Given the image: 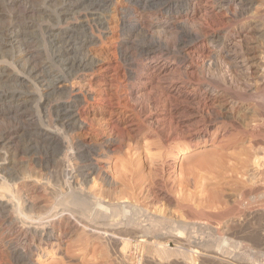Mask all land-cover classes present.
Here are the masks:
<instances>
[{
  "label": "bare ground",
  "instance_id": "obj_1",
  "mask_svg": "<svg viewBox=\"0 0 264 264\" xmlns=\"http://www.w3.org/2000/svg\"><path fill=\"white\" fill-rule=\"evenodd\" d=\"M36 1L0 0V264L56 258L69 219L123 246L120 264H132L125 251L133 241L147 250L148 259L141 256L138 264H172L171 256L180 259L177 264H194L201 254L169 249L170 242L206 246L215 264L245 261L246 255L233 253L237 242L224 231L203 243L188 232L201 227L197 221L161 232L166 221L155 217L140 225L138 208L104 204L83 186L93 175L107 178L100 158L121 149L137 126L168 128L176 142L169 165L218 136H231L220 155L234 160L235 184L255 187L254 193H237L232 211L259 216L245 201L264 198L263 33L257 50L243 24L258 19L263 26V0L256 13L251 8L257 0L159 1L153 24L144 7L155 0ZM154 84L161 91L144 100ZM129 102L153 106L156 113L136 123ZM241 139L249 144L245 154L225 153L239 148ZM21 142L25 159L16 149ZM36 148L57 155L35 160L28 154ZM50 163L56 168L48 177ZM37 190L55 201L33 198Z\"/></svg>",
  "mask_w": 264,
  "mask_h": 264
},
{
  "label": "rangeland",
  "instance_id": "obj_2",
  "mask_svg": "<svg viewBox=\"0 0 264 264\" xmlns=\"http://www.w3.org/2000/svg\"><path fill=\"white\" fill-rule=\"evenodd\" d=\"M159 1L164 4L165 0L147 2L148 4L146 3L144 7L146 13L145 19L147 18L146 20H149L148 22L152 24L156 22L155 14L162 7ZM36 2H38V5L40 4V1L37 0ZM255 2L251 9L252 12L256 13L261 9L262 3L261 0ZM34 4L35 6L37 5L35 0L33 2V5ZM133 4L134 2L129 5ZM146 9H148V11H146ZM36 16H38V14H35L33 18ZM36 18L41 22L40 18ZM35 19L33 22L38 25V20L36 19L35 22ZM260 22L261 21L258 19L251 22L247 21L243 24V30L247 28L254 39H260L261 33H263L264 69V23L262 26V22ZM231 30L229 28V31H227L231 32ZM140 42L142 43V40H138L137 44H140ZM257 42L258 39L251 41L250 46L253 48L257 47V50H259L260 44ZM47 50L49 51V47ZM107 54L109 63L112 62L111 64L114 66L116 59L113 53L109 51ZM118 62L121 65L123 64L121 61ZM119 77L121 78H119V80L122 81V75L120 76L119 74ZM99 85H101V83ZM159 88V85L154 84L144 91L142 98L144 100L152 99L153 96H156V93L161 91V88ZM129 103V107L133 106V111L136 113L135 122H140L144 117L152 116L156 113L153 106H148L147 104H145V106L142 102ZM92 119H94V122H96V120L97 122L100 121L97 118ZM7 124H9V121H6V123L4 122V125ZM139 129L140 130H138L137 126V129L131 132V139L129 137L126 138L121 149L109 152L100 158L101 162L106 163L105 174L107 178L104 179V176L100 174L91 176L88 182L83 186L85 191L87 193L89 191V194L94 193L96 195L94 196L98 200L100 199L101 202L105 201L103 202L104 204L108 202L113 204L125 202L135 206L136 209H139V211L137 209L139 212L137 213V218L139 217L140 225L148 226L150 220H153L155 217L159 220L166 221L167 224L165 223L160 226L161 232H167L171 228H178L181 223L197 221L201 223V227L195 230H188V232L192 237H195L197 241L203 243L212 240L213 232L217 230L224 231L226 232L224 233L225 236L231 239H229L230 241L233 240V243L237 242L234 248H232L233 246H230L232 249L229 247L233 253H236L237 256L239 254L246 255L245 261L237 260L234 262L235 264H264V198L258 199L251 197L245 201V205L249 206L251 211L257 210L260 212L259 216H256V218H248V213H236L232 211V201L235 199L237 193L242 190H249L251 193H254L255 187L248 183H243L242 181L239 184H235L232 180L234 175L232 172L234 160L230 157H223L220 155L221 152H219V148L227 144L231 136H218L207 146L198 148L194 152L183 154L176 165H169L168 159L175 149L174 143L176 142L167 136L168 128L163 127L157 128L158 130H153L146 126V128L142 127ZM241 140L239 148L236 150L226 149L225 153L230 155H235L236 153L237 155L245 154L244 149H247L249 144L247 140ZM20 144L21 145L16 146V149H18L19 158L22 157L25 159L27 155L25 154L22 142ZM36 149H32V151H30L31 153L29 152L28 154L31 157L34 156L33 158L35 160L44 161L57 155L52 149H49L48 152L42 149L39 150V148ZM73 162H80V160L76 159L73 160ZM48 166L49 170L47 169L48 171L46 170L47 172L45 171L46 173H43L50 176L53 169L56 167L55 164L51 163ZM51 197L50 194H46L41 190H37L33 194V198L41 199L44 202L51 201L49 203L54 202L56 199L55 197ZM119 217L120 215H118V218ZM237 222H240V225H237ZM66 223L68 226L66 227L67 236L60 238V254L57 255L56 258L51 259L55 260L52 262L53 264H120L122 262L120 257L122 251L120 252V250H122L123 246H120L119 243L115 244L113 241L103 240V238H101V236L99 238L97 234L96 236L98 237H96L93 232L90 231L89 233V230H83L74 219H69ZM121 236L126 238L124 234L119 235V237ZM170 243L168 247L172 250L182 247L184 251L189 253L194 250L201 253L200 256L196 258L194 264H215L212 258H210L212 251L209 248H205L206 246H197L194 248L195 246H175L172 242ZM132 244L134 245V241ZM133 245L128 246L125 251L127 256L129 254L128 258L131 260V263L138 264L141 256L142 259L146 261L148 255L144 252H147V250L142 246L138 247ZM49 249L50 248H47L45 250V254L51 251ZM118 253L120 255H118ZM143 253L146 256H144ZM171 257L172 258H168V263L173 262L172 264H175L176 261H180V259L178 260L174 258V256ZM156 258L160 260V258ZM156 258L154 259L156 260ZM51 260L47 262L39 261V264H47ZM146 264L149 263L146 262Z\"/></svg>",
  "mask_w": 264,
  "mask_h": 264
}]
</instances>
